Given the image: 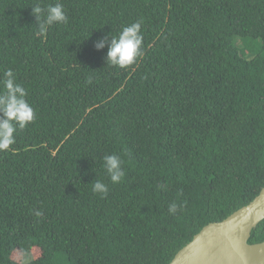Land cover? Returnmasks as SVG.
<instances>
[{"label":"trees","instance_id":"16d2710c","mask_svg":"<svg viewBox=\"0 0 264 264\" xmlns=\"http://www.w3.org/2000/svg\"><path fill=\"white\" fill-rule=\"evenodd\" d=\"M35 2L0 0V79L12 69L36 113L0 151V264H170L259 195L264 0H42L68 23L39 36ZM136 21L144 56L108 67L94 43ZM262 242L264 221L248 241ZM27 248L40 256L12 259Z\"/></svg>","mask_w":264,"mask_h":264},{"label":"clouds","instance_id":"9594fccd","mask_svg":"<svg viewBox=\"0 0 264 264\" xmlns=\"http://www.w3.org/2000/svg\"><path fill=\"white\" fill-rule=\"evenodd\" d=\"M35 17L36 35H43L53 25H66L68 17L62 3L44 5L36 0L31 7ZM142 21H136L122 27L117 35L101 36L94 43L97 51L107 48L105 62L108 67L127 68L137 64L144 56ZM0 151L10 150L16 143V133L25 129L36 120V113L27 100L26 89L17 81V74L8 69L0 79ZM124 161L117 154L103 157L102 167L113 185H118L125 178ZM161 188L164 185L160 186ZM92 191L104 198L109 192L102 180L92 183ZM182 207L173 202L169 204V214L175 215ZM37 217L43 216L42 211H35Z\"/></svg>","mask_w":264,"mask_h":264},{"label":"water","instance_id":"95a60500","mask_svg":"<svg viewBox=\"0 0 264 264\" xmlns=\"http://www.w3.org/2000/svg\"><path fill=\"white\" fill-rule=\"evenodd\" d=\"M264 221V188L247 206L220 223L204 227L170 264H264V242L250 245Z\"/></svg>","mask_w":264,"mask_h":264},{"label":"rangeland","instance_id":"374dc122","mask_svg":"<svg viewBox=\"0 0 264 264\" xmlns=\"http://www.w3.org/2000/svg\"><path fill=\"white\" fill-rule=\"evenodd\" d=\"M241 40H239L240 42ZM248 42V41H247ZM247 42H243V44H249ZM244 45V47L242 48V50H245L246 46ZM255 48H259V44L258 43H254ZM257 51V50H256ZM244 55V54H242ZM40 256V253L37 249L35 248H27V249H22L20 251H16L13 256L12 259L18 263H25L28 262L32 259H37Z\"/></svg>","mask_w":264,"mask_h":264}]
</instances>
